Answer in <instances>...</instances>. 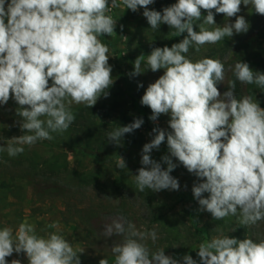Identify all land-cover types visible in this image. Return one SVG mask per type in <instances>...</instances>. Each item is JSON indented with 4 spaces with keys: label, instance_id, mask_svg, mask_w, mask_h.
<instances>
[{
    "label": "clouds",
    "instance_id": "clouds-1",
    "mask_svg": "<svg viewBox=\"0 0 264 264\" xmlns=\"http://www.w3.org/2000/svg\"><path fill=\"white\" fill-rule=\"evenodd\" d=\"M153 2L111 0L109 5V0H10L6 7V0H0V105L15 100L24 132L8 139L0 152L16 157L25 151V145L53 140V133H64L75 121L73 104L91 108L102 95L107 97L114 81L108 63L110 49L100 37L115 33L113 9L136 12L141 7L154 31L166 24L175 30V36L187 35L171 47L153 48L146 56L148 69L165 71L148 85L141 104L151 109L152 121L170 113L171 131L154 128V138L144 144L143 166L133 175L138 190H179L178 180L170 175L177 166L174 157L203 180L192 188L201 211L215 220L239 213L241 225H255L264 220V108L251 95L237 98L234 81L228 82L229 90L221 95L217 87L225 79L221 60L204 57L194 61L187 54L234 33H246L249 24L237 15L241 4L264 15V0H177L162 13L149 10ZM201 10L207 15L202 16ZM213 10L226 18L236 17L235 22L217 25ZM143 60V54L136 58L130 76L142 73ZM232 71L239 82L264 90V73L254 71L248 63L239 61ZM143 123L141 118L134 119L109 132L107 139L121 146L124 135ZM165 139L170 153L162 157L166 169L150 155ZM116 167L126 169L123 157L119 156ZM204 193L209 195L205 198ZM46 228L56 231L40 235L27 220L15 232L9 226L0 228V264H8L6 258L14 252L25 254L28 264H81L78 254L83 251L73 248L59 225ZM102 235L122 237L111 247L114 264H198L188 254L178 259L166 255L164 248L151 251L145 241L155 243L156 231H139L122 216L105 224ZM197 250L199 264H264V240L213 237ZM11 264L21 261L14 259ZM99 264L109 262L104 258Z\"/></svg>",
    "mask_w": 264,
    "mask_h": 264
},
{
    "label": "rangeland",
    "instance_id": "rangeland-1",
    "mask_svg": "<svg viewBox=\"0 0 264 264\" xmlns=\"http://www.w3.org/2000/svg\"><path fill=\"white\" fill-rule=\"evenodd\" d=\"M175 3L177 0H154L148 8L162 13L164 8ZM143 11L141 7L136 12L117 7L110 13L117 19L110 40L115 41L121 58L109 47L108 63L112 67L114 83L107 90V97L102 95L91 108L73 104L71 110L75 121L64 133H53V140L38 141L31 147L25 145V151L16 157L0 152V228L9 226L15 232L18 225L27 220L36 226L38 234L45 235L56 231L46 228L56 223L73 248L78 253L83 251L78 254L81 264H99L104 258L114 264L111 247L122 237H104L102 233L105 224L121 216L139 231H156L155 243L151 239L145 241L151 251L164 248L166 255L178 259L188 254L198 264L199 244L213 237L264 240V220L244 226L239 223V213L215 220L209 212L201 211L192 188L203 180L189 173L174 157L172 160L177 166L170 175L178 180L179 190L153 192L145 189L140 192L133 175H137V170L143 166L142 148L154 138L151 132L141 127L135 129L124 135L121 146L108 141L109 132L132 123L134 120L126 118L137 115L130 105V96L137 94L142 98L148 85L164 74V69L156 72L148 69L146 56L153 48L171 47L187 35L175 36V30L166 24L154 31ZM201 11L202 16L207 15L206 11ZM213 12L219 26L235 22L236 17L226 18L224 14ZM237 15L248 22L246 33H234L231 38L216 44H206L199 52L192 48L187 55L194 61L204 57L221 60L225 66V79L217 87L223 95L228 82L234 81L240 98L245 96L244 86L233 74V59L238 57L252 69L258 64L260 72L264 73V15L257 14L251 5L243 4ZM194 30L199 31L198 25H194ZM142 54L145 55V60L141 61L142 73L130 76L134 61ZM141 84L143 87L139 86ZM253 99L264 108V90L256 93ZM18 107L12 98L6 105H0V146H6L8 139L24 134L19 126L21 118L16 114ZM169 120L170 113L161 114L156 121L149 119L154 127L165 132L171 131ZM150 155L161 163L162 168H167L162 157L170 153L165 151L163 143ZM119 156L124 158L126 169L116 167ZM203 195L206 198L209 194ZM14 259L28 264L23 253L14 252L6 258L8 264Z\"/></svg>",
    "mask_w": 264,
    "mask_h": 264
},
{
    "label": "trees",
    "instance_id": "trees-1",
    "mask_svg": "<svg viewBox=\"0 0 264 264\" xmlns=\"http://www.w3.org/2000/svg\"><path fill=\"white\" fill-rule=\"evenodd\" d=\"M100 39L104 44H106L108 47H110L114 53H116L118 55L119 59L121 58L120 54L118 53V51L116 49L115 41L110 40V37L107 35L101 36ZM233 61H234V63L239 61L238 57L237 58L235 57L233 59ZM263 64H264V61H263ZM253 67H254L253 68L254 71L260 72L258 64L253 65ZM122 75H123V77H126V76H124L125 74H122ZM241 85L244 86V94L245 95H251L252 97H254V95L261 90L255 84H241ZM228 90H229V86L227 87L226 91H228ZM233 93L238 98L236 88L233 89ZM129 101H130L131 107L135 111H137V115L130 116V117L126 118V120L132 121V120L137 119V118L143 119L144 123L142 124L141 128H143L146 131L151 132L155 136L153 129L156 127H154L149 121V116L152 114V112L150 110H148L147 106H144L141 104V96H138L137 94H133L130 96ZM163 144H164L165 151L168 152V146H167L166 140L163 142Z\"/></svg>",
    "mask_w": 264,
    "mask_h": 264
},
{
    "label": "built area",
    "instance_id": "built-area-1",
    "mask_svg": "<svg viewBox=\"0 0 264 264\" xmlns=\"http://www.w3.org/2000/svg\"><path fill=\"white\" fill-rule=\"evenodd\" d=\"M7 2H10V0H6V7H7Z\"/></svg>",
    "mask_w": 264,
    "mask_h": 264
}]
</instances>
